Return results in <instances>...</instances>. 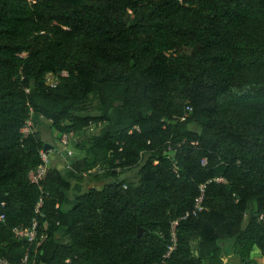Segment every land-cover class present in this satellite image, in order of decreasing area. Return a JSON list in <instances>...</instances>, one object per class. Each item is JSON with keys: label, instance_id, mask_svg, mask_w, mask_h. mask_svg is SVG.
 Instances as JSON below:
<instances>
[{"label": "trees", "instance_id": "16d2710c", "mask_svg": "<svg viewBox=\"0 0 264 264\" xmlns=\"http://www.w3.org/2000/svg\"><path fill=\"white\" fill-rule=\"evenodd\" d=\"M29 121L61 137L105 124L69 172L115 181L83 193L51 166L32 184L48 143ZM202 186L205 211L183 219ZM42 197L36 264H224L231 240L264 256V0H0V259L21 264L13 230Z\"/></svg>", "mask_w": 264, "mask_h": 264}, {"label": "rangeland", "instance_id": "374dc122", "mask_svg": "<svg viewBox=\"0 0 264 264\" xmlns=\"http://www.w3.org/2000/svg\"><path fill=\"white\" fill-rule=\"evenodd\" d=\"M97 108H98V102L93 99L90 101L88 105V111L85 114L89 116H97L99 115ZM115 113H116V110H113L112 111L113 116L115 115ZM104 125L105 124L92 125L90 128L86 129L85 131L81 133L68 136V139L66 138L65 141H64L63 136L61 137L59 133H57L56 131L52 129L51 123L49 121H43V123L39 127L35 128V131H38L41 133L44 141H46L47 143L55 147L50 152L51 156H53V160H52L53 162H51V166L53 168L59 169L65 178L71 179L72 188H74L77 184H80V186H82L83 193H87L89 190L93 188L97 190H103L107 184L115 181V179L109 176H106L103 172L100 174V177H98V179H96L95 176L92 175L87 178L84 177V180L79 181V179H76L75 177L70 175L69 170L65 169L64 167L65 165L63 164L64 163L63 156H66L67 160L70 161V164L72 162H75L76 161L75 155L77 156V153H78L76 151V145L79 142H81V144L83 145H88L92 137L100 134V130L101 128H103ZM190 128L194 132H200V128L197 125H191ZM63 142H66V143H63ZM69 151L72 152L73 154L72 156L74 158L72 156H68L67 153ZM120 172L121 171H117V174L119 175L118 177L119 181H122V180L137 181L138 180V172H139L138 169L126 170L122 173ZM75 193H76L75 190L71 191L70 193L71 201L74 200ZM71 208H72V204L67 203V205L65 206V210H69ZM253 211L254 210H252V208L249 210L246 216L245 223L249 221L250 215ZM61 240L62 242H66L67 238L61 235ZM192 246H193V249L196 250L197 243L193 242ZM224 246H225V254H226V259H225L224 264H264L263 263L264 256L258 250L257 251L254 250L255 255L258 257V259H255V258L253 259L255 263H251V261L247 263L248 260L252 258L253 256L252 252L250 253L249 257H242L239 254V250L237 249L234 240L226 242ZM236 259L237 261H235Z\"/></svg>", "mask_w": 264, "mask_h": 264}, {"label": "built area", "instance_id": "2783aa9c", "mask_svg": "<svg viewBox=\"0 0 264 264\" xmlns=\"http://www.w3.org/2000/svg\"><path fill=\"white\" fill-rule=\"evenodd\" d=\"M28 3L33 4L35 3V0H28ZM68 75L67 72H62L61 74H53L49 73L46 76V85L51 87V88H56L58 84L60 83V78L61 77H66ZM29 92V90H27ZM193 112V108L190 106L186 107L185 113L183 117L179 118L180 121H185L190 117V115ZM35 127L33 125V122L29 121L26 125V127L23 129V133L25 135H28L31 133V131H34ZM64 141L68 136L64 135L63 136ZM66 143V142H63ZM68 156H72V152L69 151ZM41 158H42V165L39 166L37 169L34 171H31L29 175V179L32 184L40 186L42 190V182L44 181L46 174L48 170L51 167V161L52 158L49 155V152H46L43 150L41 152ZM63 164L65 165V169L69 171H74L72 165L70 164V161L67 160L66 156H63ZM206 164V161H204ZM104 170L100 167H97L91 171L84 172L82 175L83 177L87 178L89 176H94V175H99L103 173ZM218 182H224L223 179H218ZM205 187H201V196H199L195 202V206L193 211L190 213H187V215L183 218L186 219L191 216H198L200 213L205 211V206H204V192H205ZM44 198H40L39 202L36 205L35 208V217L31 224L29 226H18L16 227L13 232L16 236V238L20 241L25 242L27 244V249L26 253L21 261V264H36L37 259L36 255L39 253V250L42 248V246L46 243L49 237V225L47 221H43L45 219V214L43 212V207H44ZM263 219V216L261 217V220ZM179 225V220L174 221L172 223V246L169 247V252L167 255L164 257V259H168L171 255V253L175 250L177 246V227ZM165 263V262H163ZM0 264H11L7 259L1 258L0 259Z\"/></svg>", "mask_w": 264, "mask_h": 264}, {"label": "crops", "instance_id": "0c3cea01", "mask_svg": "<svg viewBox=\"0 0 264 264\" xmlns=\"http://www.w3.org/2000/svg\"><path fill=\"white\" fill-rule=\"evenodd\" d=\"M49 144V143H48ZM51 145V144H50ZM52 146V145H51ZM54 147V146H53ZM55 148V147H54ZM53 150V149H52ZM50 152H51V150H50ZM50 157L52 158V160H53V156H51V154H50ZM51 162H53V161H51ZM69 199H70V197H69ZM71 201V200H70ZM248 223V222H247ZM247 223H246V225H247ZM256 251H257V249H255ZM260 252V251H259ZM252 253H253V256H252V258H250L249 260H248V262L247 263H249L250 261H251V263H255L254 262V258L255 259H258V257L255 255V251L253 250L252 251ZM264 259V258H263ZM235 261H237V259L235 260ZM225 263V262H224ZM263 263H264V261H263Z\"/></svg>", "mask_w": 264, "mask_h": 264}, {"label": "water", "instance_id": "95a60500", "mask_svg": "<svg viewBox=\"0 0 264 264\" xmlns=\"http://www.w3.org/2000/svg\"><path fill=\"white\" fill-rule=\"evenodd\" d=\"M54 149L53 146H51L50 144H46L45 145V151L46 152H50V150ZM143 235V229L139 228V236Z\"/></svg>", "mask_w": 264, "mask_h": 264}]
</instances>
